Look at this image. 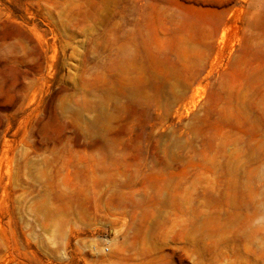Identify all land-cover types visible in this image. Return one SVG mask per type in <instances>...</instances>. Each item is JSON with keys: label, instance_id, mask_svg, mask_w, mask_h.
<instances>
[{"label": "rangeland", "instance_id": "rangeland-1", "mask_svg": "<svg viewBox=\"0 0 264 264\" xmlns=\"http://www.w3.org/2000/svg\"><path fill=\"white\" fill-rule=\"evenodd\" d=\"M0 264H264V0H0Z\"/></svg>", "mask_w": 264, "mask_h": 264}]
</instances>
